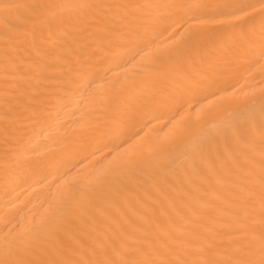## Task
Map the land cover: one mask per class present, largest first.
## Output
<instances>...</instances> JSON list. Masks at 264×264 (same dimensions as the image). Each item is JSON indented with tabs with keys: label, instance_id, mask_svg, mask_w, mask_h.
Instances as JSON below:
<instances>
[{
	"label": "snow or ice",
	"instance_id": "1",
	"mask_svg": "<svg viewBox=\"0 0 264 264\" xmlns=\"http://www.w3.org/2000/svg\"><path fill=\"white\" fill-rule=\"evenodd\" d=\"M0 10H14L6 26L36 49L27 64L5 56L16 73L5 98L17 104L0 131V264H264V0H29ZM193 52L206 71L186 70ZM129 61L134 74L114 71ZM251 69L256 87L219 82ZM73 100L78 115L65 127L57 118ZM157 129L166 131L149 134ZM89 158L102 164L82 176ZM21 184L49 196L42 213L16 221Z\"/></svg>",
	"mask_w": 264,
	"mask_h": 264
},
{
	"label": "bare ground",
	"instance_id": "2",
	"mask_svg": "<svg viewBox=\"0 0 264 264\" xmlns=\"http://www.w3.org/2000/svg\"><path fill=\"white\" fill-rule=\"evenodd\" d=\"M29 2V0H0V3H25ZM143 2V0H141ZM154 2L158 3H166L169 0H154ZM234 3H249L252 5H259L261 0H231ZM8 15V18L11 20H16L14 10H9L8 13H5L3 10H0V131L3 128V121L5 119V109L8 107L9 104H17V100L15 95L12 92L8 93V98H5V82L6 78L9 83H15V79L13 77L16 73L13 71L11 64V60L5 59L6 51L7 53L15 57L18 61H23L24 64H27L32 59L36 57V49L32 45L31 39L25 40L22 35V29H14L9 28L5 24L4 17ZM72 26L69 25V29L71 30ZM171 29H164L160 32L157 36V41L160 43H165L169 39V32ZM94 41H99L101 37H94ZM96 46L95 42L90 46L94 48ZM87 49L84 50V55H87ZM151 54L146 49L143 53V58L145 60L150 59ZM212 56L216 59L223 58V53H212ZM101 70L103 65L98 66ZM186 70L189 71H206L207 70V60L203 63L200 62V57L193 52V61L190 67H187ZM114 71H118L123 76L124 74L132 75L134 74V68L132 66V62L129 61L127 65L121 64L119 69ZM261 81V76L259 74L258 69H251L250 75L245 76L241 74L239 76H224L220 79V84L226 90L231 91L233 89H237L240 91H246L249 88L256 87L259 85ZM101 82L98 80L97 84L99 85ZM27 99V97H25ZM76 107L75 101L73 100L66 108L61 111L60 116L57 120L61 123L67 121L68 123L65 124V127L71 126V122L76 118L78 113L74 112V108ZM24 108L23 101L19 102V108L16 111H20ZM113 118H119L120 111L119 109H113ZM27 115V113H23ZM15 117V111L13 112L12 117ZM60 129L58 128L56 123H53V126L50 129H46V132L52 137L55 138L59 135ZM148 131L147 128L142 129L141 135ZM164 130L157 129L156 132H150L149 134L152 136H163ZM31 128L29 127L25 130V135L30 134ZM44 133H41L39 139H36L33 143V147L37 151H43L44 148L47 146V142L43 139ZM4 144H3V137L0 135V227L3 226V212L6 208L4 205V190H5V161L3 159L4 155ZM83 165V172L81 175L89 174L94 169H97L101 166V163H96L95 158H89V160L82 161ZM23 189V191H21ZM20 192V200L13 201L15 208L12 210V214L15 215L16 221H20L21 217H27L29 214H36L39 215L43 212L42 201L46 203V198L49 196V192L47 189L41 188L38 184H32L31 188H25L24 184L20 185V189H17ZM141 196L144 195L143 192L140 193ZM153 199H158L159 196L157 193H152ZM15 222V221H14ZM6 230V229H5Z\"/></svg>",
	"mask_w": 264,
	"mask_h": 264
}]
</instances>
